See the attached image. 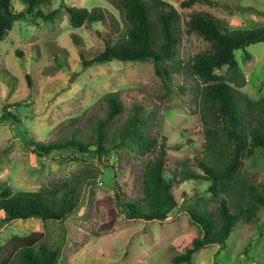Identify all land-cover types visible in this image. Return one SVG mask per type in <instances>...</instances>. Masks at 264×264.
I'll return each instance as SVG.
<instances>
[{"label":"rangeland","instance_id":"obj_1","mask_svg":"<svg viewBox=\"0 0 264 264\" xmlns=\"http://www.w3.org/2000/svg\"><path fill=\"white\" fill-rule=\"evenodd\" d=\"M166 1L176 8L180 25L177 54L163 62L167 74H158L152 59L83 65L81 53L93 57L104 48L105 38L118 35L125 24L123 12L111 0H47L40 9L48 13L60 8L57 15L45 20L27 14L0 40V184L13 192L46 190L76 175L86 177L82 203L64 220L6 221L0 213V263L7 258L13 237L35 232H41L51 247H59L55 264H170L201 234L190 209L214 208L218 196L207 191L205 180H182L178 170L185 166L203 173L199 161L205 159L206 128L215 126L204 115L199 81L187 66V59L209 42L186 32L185 21L192 12L205 11L230 28L261 26L264 0H217L218 5L196 2L189 7L182 6V0ZM64 5L101 7L107 21L74 27ZM12 6L20 11L26 5L12 0ZM236 58L244 76L239 83L227 66L216 73L252 99L264 96V40L236 50ZM108 94H115L122 105L105 126L108 152L99 155L75 147L40 154L31 148L32 139L92 140L96 121L108 111ZM138 109L146 119L140 128L153 140L144 150L134 138L120 143L122 126ZM223 141L226 150L232 149L229 140ZM162 143L165 175L178 206L163 220L129 218L116 204V195L120 201L141 199L145 166L159 154ZM240 176L264 194L263 148L243 156ZM193 264H264V205L255 220H237L225 244L200 247Z\"/></svg>","mask_w":264,"mask_h":264},{"label":"trees","instance_id":"obj_2","mask_svg":"<svg viewBox=\"0 0 264 264\" xmlns=\"http://www.w3.org/2000/svg\"><path fill=\"white\" fill-rule=\"evenodd\" d=\"M24 10L15 11L12 0H0V40L12 28L14 22L27 14L51 20L60 8L43 13L40 6L47 0H21ZM122 12L125 24L115 37H106L104 48L82 63H104L113 59L122 61L148 60L155 62L158 74L166 73L163 62L177 54L180 25L176 8L166 0H111ZM196 2L212 5L217 0H182L189 7ZM69 22L79 27L85 22H106L107 15L101 7L92 9L64 5ZM35 12V13H34ZM33 15V16H34ZM186 32H196L209 42V46L187 59L189 72L198 81L197 93L202 110L215 126L207 127L205 159L199 161L203 173L182 166L178 173L182 180L203 179L207 191L216 193L218 203L214 208L196 206L190 209L191 219L202 232L192 238L184 252L175 255L170 264H193L194 253L208 243L225 244L237 220L253 221L264 205L262 190L248 178L240 176L244 155H252L258 148L264 149V96L252 99L231 83L223 80L216 69L227 66L232 79L239 83L244 79L236 58V50L264 40V25L230 28L220 19L205 11H195L185 21ZM22 54L21 51H16ZM250 55L246 52V58ZM108 111L94 125L92 140L82 141L71 137L62 142H42L32 139L30 146L41 154L63 148L77 147L81 152L94 150L99 155L108 152L104 144L105 126L118 113L122 105L115 94L106 96ZM20 105V101L16 102ZM140 109V108H139ZM129 118L120 131L123 145L131 138L141 150L152 146L153 140L140 126L145 122L140 110ZM223 138L232 143V149L224 148ZM94 148V149H92ZM166 146L162 143L159 154L145 166L143 172V196L141 199L119 200L116 204L129 218L166 219L178 206L171 187V179L165 175ZM86 177L76 175L70 181L46 190H18L13 192L5 183L0 184V213L4 220L37 217L43 220H64L82 203V183ZM8 245H5L7 247ZM60 255L59 247H51L41 232L12 238L7 258L0 264H55Z\"/></svg>","mask_w":264,"mask_h":264}]
</instances>
